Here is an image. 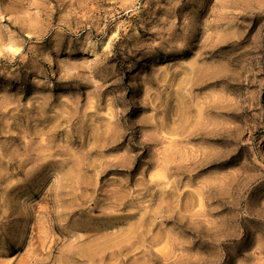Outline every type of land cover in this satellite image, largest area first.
<instances>
[{
	"label": "rangeland",
	"instance_id": "374dc122",
	"mask_svg": "<svg viewBox=\"0 0 264 264\" xmlns=\"http://www.w3.org/2000/svg\"><path fill=\"white\" fill-rule=\"evenodd\" d=\"M0 264H264V0H0Z\"/></svg>",
	"mask_w": 264,
	"mask_h": 264
}]
</instances>
